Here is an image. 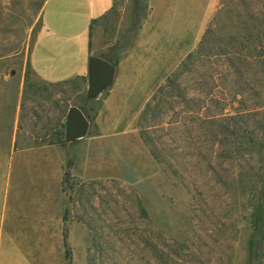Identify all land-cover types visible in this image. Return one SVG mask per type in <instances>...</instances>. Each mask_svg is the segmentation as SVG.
Masks as SVG:
<instances>
[{"label":"rangeland","instance_id":"1","mask_svg":"<svg viewBox=\"0 0 264 264\" xmlns=\"http://www.w3.org/2000/svg\"><path fill=\"white\" fill-rule=\"evenodd\" d=\"M45 1L0 0V264L40 252L31 239L50 213L66 216L69 254L46 258L55 264H264V0H217L201 41L131 131L99 137L92 119L64 144L67 195L60 172L38 177L47 162L8 155L57 143L70 105L93 117L107 94L88 98L87 77L35 74ZM147 4L114 0L91 26L94 51L134 41Z\"/></svg>","mask_w":264,"mask_h":264},{"label":"crops","instance_id":"2","mask_svg":"<svg viewBox=\"0 0 264 264\" xmlns=\"http://www.w3.org/2000/svg\"><path fill=\"white\" fill-rule=\"evenodd\" d=\"M147 3V18L137 38L126 45L113 84L94 118L96 136H120L134 128L156 90L199 44L217 8V0H147ZM113 4L114 0H46L41 13L42 26L30 53L35 74L51 84L87 77L88 57L105 54L94 51L91 26ZM17 153L33 166L36 162H47V170L40 168L38 177L57 178L60 172L61 183L64 166L61 144L45 142L29 147L19 143L17 150L8 153L10 163ZM53 165L55 168L50 169ZM43 219L45 225L38 230L43 237L31 239L39 240L40 252L29 255L22 250L26 264H55L46 258L63 251V214L60 219L58 214L53 218L51 213ZM7 260L6 257L2 264H17L14 257Z\"/></svg>","mask_w":264,"mask_h":264},{"label":"water","instance_id":"3","mask_svg":"<svg viewBox=\"0 0 264 264\" xmlns=\"http://www.w3.org/2000/svg\"><path fill=\"white\" fill-rule=\"evenodd\" d=\"M116 67L103 57L90 55L87 69V92L88 98H96L103 90L113 84ZM90 122L76 106L71 105L67 111L64 126V139L72 143L84 137L89 129Z\"/></svg>","mask_w":264,"mask_h":264},{"label":"trees","instance_id":"4","mask_svg":"<svg viewBox=\"0 0 264 264\" xmlns=\"http://www.w3.org/2000/svg\"><path fill=\"white\" fill-rule=\"evenodd\" d=\"M135 9L138 10V6ZM147 14H148V4H147V12H146V14L143 17V22L147 18ZM137 19H138V15H137ZM143 22H141V23L137 22L136 23L138 25V29L139 30L142 27ZM138 33L136 34L135 39L137 38ZM125 49H126V46H124L120 51H116V46L113 45V46H111L110 50L107 53L99 54L98 56L105 58L106 60L111 62L116 67L118 65L120 57H121V55H122V53H123V51ZM189 55L190 54H188L187 56H189ZM161 88H162V85L156 90V92L153 94L152 98H154L156 96V94L160 91ZM149 102L147 103V105L149 104ZM73 105L78 106L82 110V112L85 114V116L87 117V119L89 120L90 123H91L92 119L94 120V118H95V116H96V114L98 112V110H97L95 112L94 116L91 117L86 112L85 107L83 105H77V104H73ZM146 106H145V108H146ZM145 108H144V110H145ZM144 110H143V112L141 114L144 113ZM48 143H55V142L51 141V142H48ZM57 143L61 144L62 146L67 143L66 140L64 139V132L61 133V137L58 138ZM71 168H72V161L68 160L66 162V164H65V167H64V170H63V174H62V180H61L62 192L65 193L66 195H67V188L70 189L72 187V183H71L72 176H71V172H70ZM63 221L66 222V216L65 215L63 216ZM63 242H64V247H65V253L68 255L69 254V249H68V244H67V230H66V228L64 229V232H63Z\"/></svg>","mask_w":264,"mask_h":264}]
</instances>
